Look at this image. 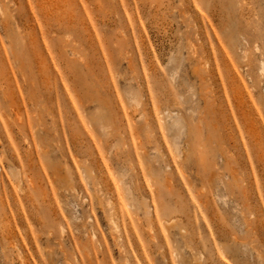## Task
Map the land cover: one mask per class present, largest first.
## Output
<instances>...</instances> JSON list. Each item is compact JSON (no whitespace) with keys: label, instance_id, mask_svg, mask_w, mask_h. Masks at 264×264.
<instances>
[{"label":"rangeland","instance_id":"1","mask_svg":"<svg viewBox=\"0 0 264 264\" xmlns=\"http://www.w3.org/2000/svg\"><path fill=\"white\" fill-rule=\"evenodd\" d=\"M0 264H264V0H0Z\"/></svg>","mask_w":264,"mask_h":264},{"label":"bare ground","instance_id":"2","mask_svg":"<svg viewBox=\"0 0 264 264\" xmlns=\"http://www.w3.org/2000/svg\"><path fill=\"white\" fill-rule=\"evenodd\" d=\"M5 12V11H4ZM169 113H168V110H165L164 111V113H163V116H167ZM164 118V117H163ZM146 208H148V207H146ZM146 213H148L149 212V210L148 209H146V211H145Z\"/></svg>","mask_w":264,"mask_h":264}]
</instances>
